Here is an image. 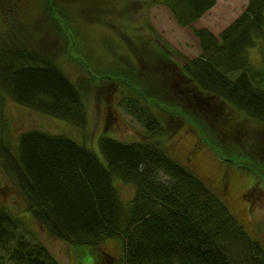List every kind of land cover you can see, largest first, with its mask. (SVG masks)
<instances>
[{
  "label": "trees",
  "instance_id": "obj_1",
  "mask_svg": "<svg viewBox=\"0 0 264 264\" xmlns=\"http://www.w3.org/2000/svg\"><path fill=\"white\" fill-rule=\"evenodd\" d=\"M89 1L57 0L65 6L62 17L70 21V9ZM106 1L95 0L96 6L87 8L95 11L99 3H107L108 12L121 16L122 26L112 31L128 48L124 32L142 18L137 11L145 2ZM215 2L160 0L176 24L189 28L198 42L199 55L172 56V69H166L169 51L162 45L158 51L152 43L159 39L151 23L140 26L144 34L137 28L142 42L151 43V52L138 51L137 46L126 52L143 68L153 64L151 69L164 82L152 91L148 85L137 87V80L134 86L121 83L125 89L118 88L119 106L143 127L144 137L128 143L101 134L104 162L65 136L37 129L13 136L5 114L7 100L81 131L86 123L83 85L89 81L81 86L79 79L72 81L61 72L54 55L0 34V172L21 197L31 225L39 228L35 233L18 213L8 210L21 209L0 205V264H61L46 237L75 253L89 249L90 264H113L100 252L106 240L120 242L119 264H264L263 245L250 238L221 195L167 149L181 124L179 113L198 127L220 157L264 176V0H248L218 36L194 29ZM46 13L47 23L57 26L60 17L48 4ZM146 30L152 36H146ZM250 51L256 52L257 63ZM119 61L126 63L124 58ZM123 185L132 186L131 199V189ZM77 262L81 264L80 258Z\"/></svg>",
  "mask_w": 264,
  "mask_h": 264
},
{
  "label": "rangeland",
  "instance_id": "obj_2",
  "mask_svg": "<svg viewBox=\"0 0 264 264\" xmlns=\"http://www.w3.org/2000/svg\"><path fill=\"white\" fill-rule=\"evenodd\" d=\"M142 1L145 2V7L137 11L138 17L142 18L130 24L131 28L124 32L130 41L127 42L128 48L122 43L121 37L112 31L120 28L123 20L120 19L121 16L112 15L107 11L110 8L107 7V3H99L98 10L95 11L87 8L96 6L95 0L82 5L79 3L70 9L69 12L74 16L73 21H70V18L62 17L65 6L57 0L53 4L50 0L0 1L1 35L8 33L11 40L7 39L10 42H16V39L26 41L31 47L37 48L38 52L54 55L61 72L72 81L76 82L79 79L81 86L89 81V84L83 85L86 123L81 131L66 121L13 106L12 102L7 100L5 114L10 121L14 137L32 129L65 136L93 151L103 162L98 143L101 134L128 143L143 139V127L119 106L122 101L118 88L124 90L123 84L134 86V81L137 80L139 82L137 87L148 85L152 87L150 89L152 91L155 86L162 88L164 81L160 79L158 72L151 69L154 67L153 64L143 68L142 63L138 64L137 60L126 52L131 51L132 47L136 51V46L138 51L151 52V43L142 42L137 28L144 25V21L148 20L151 23L159 39L157 44L156 39H153L152 43L157 46L158 51L161 45L169 51L166 69H172V56L179 59L176 54H180L192 59L199 55V49L191 30L179 27L172 14L160 4V0ZM247 3L248 0H216L210 11L193 27L198 30L206 29L214 36H218L239 17ZM47 4L49 10L60 17L57 26L47 23ZM142 29L141 33L144 34L145 29ZM147 32L146 36H152L150 31L146 30ZM252 52L253 61L257 63L258 56L255 51H250L249 54ZM119 58H124L126 63H121ZM128 66L134 69L127 70ZM129 92L135 95V92ZM164 108L166 112L172 114V108L168 106ZM177 116L180 117L181 124L169 141L168 153L218 192L231 214L245 227L250 238L259 241L264 247V176L245 172L236 160L220 157L192 121L179 113ZM157 139L161 142L160 137ZM123 186L131 189L129 195L131 199L134 194L132 186ZM122 191L124 192L123 189ZM0 205L21 209L11 211L7 208L13 215L18 213L24 224L30 226L35 233L39 232L38 225L36 223L31 225V216L22 210L21 197L12 185L6 182L1 172ZM45 242L61 264H78L79 258L81 264H90L89 249H80L75 253L72 248L48 237ZM100 247V252L106 253L107 259L114 261L113 264H119L121 256L119 241L106 240ZM107 263L105 261V264Z\"/></svg>",
  "mask_w": 264,
  "mask_h": 264
}]
</instances>
